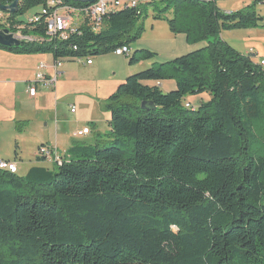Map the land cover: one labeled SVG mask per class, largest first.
Listing matches in <instances>:
<instances>
[{
	"label": "trees",
	"instance_id": "trees-1",
	"mask_svg": "<svg viewBox=\"0 0 264 264\" xmlns=\"http://www.w3.org/2000/svg\"><path fill=\"white\" fill-rule=\"evenodd\" d=\"M44 1L21 0L17 14ZM154 1L140 13L111 11L98 31L82 27L67 42L0 49L49 52L53 61L113 51L139 35L143 6ZM164 1L154 18L188 43L212 40L117 85L105 102L107 146L74 145L55 168L34 166L23 176L0 169V264H264V152L253 149L264 70L253 52L218 37L257 26L261 0L231 12L216 0ZM26 28L45 37L42 25ZM154 55L135 50L128 63ZM168 79L175 84L164 92ZM202 93L209 98L197 107L183 101Z\"/></svg>",
	"mask_w": 264,
	"mask_h": 264
},
{
	"label": "rangeland",
	"instance_id": "rangeland-1",
	"mask_svg": "<svg viewBox=\"0 0 264 264\" xmlns=\"http://www.w3.org/2000/svg\"><path fill=\"white\" fill-rule=\"evenodd\" d=\"M254 0H216L217 7L224 12L242 9ZM21 3V2H20ZM166 5V1H154L144 5L137 22L142 25L140 33L129 40V55H117L109 50L100 54H91L92 65H85V57L64 59L60 67L61 74L52 86H39L36 99H28L26 81L34 78L43 63V69L50 74L54 66L51 53H11L0 49V160L13 161L17 166V175L23 176L34 166L55 168L49 161L37 158L38 148L42 145H55L59 153L64 154L74 145L107 146L110 118L105 102L110 93L126 76L149 67L152 63L164 62L177 56L205 46L212 37L197 43H188L183 33H173L167 21L153 16ZM254 9L262 20L257 26L221 29L218 37L235 48L241 54L253 52V60L258 64L264 61V0L256 2ZM41 10V6L28 8L20 18ZM170 11L164 13L170 16ZM0 27L6 19L0 21ZM136 25V26H137ZM7 27V26H6ZM9 29L22 35L26 40H46L43 35L30 31L32 28ZM16 30V31H15ZM28 31V32H25ZM139 49L155 52L151 59L139 60L129 64L130 55ZM264 70V65H262ZM172 81L164 80L161 89L168 91ZM209 98L207 93L187 95L183 101H189L197 107L201 101ZM71 108L73 110L71 111ZM91 127V134L73 135L77 129ZM255 132L253 149L264 152V109L262 117L253 122ZM56 141V143H55ZM65 158L68 153L64 154ZM64 160V159H63ZM174 227V225H172Z\"/></svg>",
	"mask_w": 264,
	"mask_h": 264
},
{
	"label": "built area",
	"instance_id": "built-area-1",
	"mask_svg": "<svg viewBox=\"0 0 264 264\" xmlns=\"http://www.w3.org/2000/svg\"><path fill=\"white\" fill-rule=\"evenodd\" d=\"M12 1L13 0H3L0 1V3L9 5ZM20 1L21 0L18 2V10L21 6ZM138 1L140 0H93L92 2L72 3V6H59V0H45L40 11L23 18H20L21 14H17L18 10L14 14L1 10L0 21L6 19V26H12V28H25L42 25L45 28L46 39L49 41L58 40L67 42L70 41L71 37L74 35H80L82 27H87L92 31H98L102 27L105 15L111 11L134 7L138 12ZM11 14L14 15V20L12 22L13 24L10 25L9 17ZM11 32L13 36L19 37L16 32L12 30ZM70 48L72 50H76L77 46L71 43ZM129 51L130 48L127 45H120L113 50V52L117 55H127ZM84 64H92V59H87L84 61ZM260 64L264 65V61H260ZM59 65L60 63H57L54 66L55 72L56 67ZM45 68H47L45 64H39V70L35 75L36 79L41 82L53 83L55 80V73L53 76L46 78L44 74L45 71H43ZM26 92L29 96H34L35 87L29 86ZM186 106L188 105L186 104ZM88 132L89 127L85 126L77 130L75 135L80 136L88 134ZM38 156L41 157V159L55 164L61 163L62 161V158L53 154L48 147H41ZM0 169L17 172V168L14 163L3 160H0Z\"/></svg>",
	"mask_w": 264,
	"mask_h": 264
},
{
	"label": "bare ground",
	"instance_id": "bare-ground-1",
	"mask_svg": "<svg viewBox=\"0 0 264 264\" xmlns=\"http://www.w3.org/2000/svg\"><path fill=\"white\" fill-rule=\"evenodd\" d=\"M72 1V3L73 4H76L78 1H75V0H71ZM146 2V0H140V1H138V7H140V6H142V4H144ZM59 6H72V4H67V3H64V1L63 0H59ZM17 9H18V7H17ZM3 11H6V10H3ZM8 12V11H7ZM0 15H1V10H0ZM0 29H8V31L10 32V33H12L11 32V29H9L8 27H1ZM13 37H15V38H17V39H19V40H21V41H28V40H26L25 39V37L24 36H22V35H19V37H17V36H13ZM33 40V39H32ZM22 44V43H21ZM20 44V45H21ZM123 45H126V44H123ZM127 46H129V45H127ZM130 48V47H129ZM131 51H129L128 52V54L130 53ZM127 54V55H128ZM91 57H90V55H88L87 57H85V59L83 60V63H84V61H86L87 59H90ZM62 62L63 61H61L60 59H56V60H54L53 61V64H54V66L57 64V63H60V65L58 66V67H56V72L54 71V66H53V68H52V70H51V73L50 74H46V73H44L45 74V76H46V78H48L49 76H53V74L55 73V80H54V82L53 83H46V82H41V81H38L37 79H36V77L34 76V78L33 79H31V80H28V81H26V91H27V89H28V87L29 86H34L35 87V93L34 94H36V92H37V90H38V88H39V86L40 85H45V86H52V85H54L55 84V82H56V80H57V78H58V76L62 73L61 72V70H60V67H61V65H62ZM93 62V61H92ZM91 65V64H90ZM36 75V74H35ZM28 94V93H27ZM73 110V108H71V111ZM89 132H90V128H89ZM88 132V133H89ZM41 147H48L50 150H51V152L53 153V154H55L56 156H60V154L58 153V152H56L55 151V149L52 147V146H48V145H42ZM40 147V148H41ZM40 148H39V150H40ZM44 160V159H43ZM4 161V160H3ZM46 161V160H45ZM7 162H10V163H14V162H11V161H7ZM52 163V162H51ZM15 165H16V163H14ZM53 164H55V163H53ZM16 168H17V166H16ZM3 170V169H2ZM8 171H10V170H8ZM11 172V171H10ZM12 173H17V172H12Z\"/></svg>",
	"mask_w": 264,
	"mask_h": 264
},
{
	"label": "water",
	"instance_id": "water-1",
	"mask_svg": "<svg viewBox=\"0 0 264 264\" xmlns=\"http://www.w3.org/2000/svg\"><path fill=\"white\" fill-rule=\"evenodd\" d=\"M78 2H92L93 0H75ZM19 0H13L12 3L9 5H5L0 3V10H6L8 12L14 13L17 12ZM22 43L21 40L13 37V34L8 31V29H0V45L6 46V47H14L19 46ZM143 107H147L145 102L141 104ZM148 106H151V104H148Z\"/></svg>",
	"mask_w": 264,
	"mask_h": 264
},
{
	"label": "crops",
	"instance_id": "crops-1",
	"mask_svg": "<svg viewBox=\"0 0 264 264\" xmlns=\"http://www.w3.org/2000/svg\"><path fill=\"white\" fill-rule=\"evenodd\" d=\"M92 64H93V62H92ZM92 64H91V65H92ZM163 83H164V81L160 83V86H161V87H162V84H163ZM168 84H170L169 88H172V87L174 86V85L172 86V84H173L172 81H169ZM44 86H45V85H44ZM38 92H39V89L37 90V92H36V94H35L34 96H29L27 93H26V95H27L28 99H32V100H33V99H36V98H37ZM107 121H108V120H107ZM77 130H79V129H77ZM77 130H76V131H77ZM76 131H75V132H76ZM75 132L73 133V135H75ZM89 134H91V127H90V132H89L88 134H84V135L87 136V135H89ZM84 135H80V136H84ZM55 143H56V141H55ZM52 147L55 149L56 152L59 153L58 147H56L55 145H53ZM59 154H61V153H59ZM61 155H62V154H61ZM43 161H45V160H43ZM11 162H13V161H11ZM14 163H15V162H14ZM17 170H18V169H17Z\"/></svg>",
	"mask_w": 264,
	"mask_h": 264
}]
</instances>
